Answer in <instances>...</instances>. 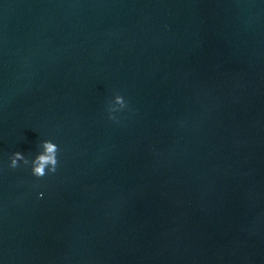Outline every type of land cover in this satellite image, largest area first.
Here are the masks:
<instances>
[{
  "label": "water",
  "instance_id": "water-1",
  "mask_svg": "<svg viewBox=\"0 0 264 264\" xmlns=\"http://www.w3.org/2000/svg\"><path fill=\"white\" fill-rule=\"evenodd\" d=\"M0 264H264V0H0Z\"/></svg>",
  "mask_w": 264,
  "mask_h": 264
},
{
  "label": "clouds",
  "instance_id": "clouds-1",
  "mask_svg": "<svg viewBox=\"0 0 264 264\" xmlns=\"http://www.w3.org/2000/svg\"><path fill=\"white\" fill-rule=\"evenodd\" d=\"M123 108L125 106V100L121 95L115 96V104L110 106V112L116 111V106ZM42 151L39 152L35 158L31 161L32 164V173L36 177H43L47 172H55L58 164L57 152L58 146L51 140L42 141ZM22 160L25 164H28V159L19 151H16L11 156V167H17V162ZM47 169V172H46ZM43 196L41 192L39 194Z\"/></svg>",
  "mask_w": 264,
  "mask_h": 264
}]
</instances>
